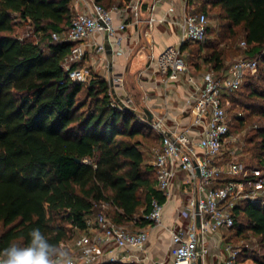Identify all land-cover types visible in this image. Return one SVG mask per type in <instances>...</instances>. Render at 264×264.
Returning <instances> with one entry per match:
<instances>
[{
    "label": "trees",
    "instance_id": "1",
    "mask_svg": "<svg viewBox=\"0 0 264 264\" xmlns=\"http://www.w3.org/2000/svg\"><path fill=\"white\" fill-rule=\"evenodd\" d=\"M129 1L96 0L107 9ZM200 2L196 11L219 9L221 41L209 38L207 13L206 40L185 44L184 50L205 51L204 62L219 72L228 66L227 52L246 41L242 56L259 59L264 79V0ZM73 15L71 0H0V251L27 245L33 228L60 245L86 232L87 220L105 202L116 223L139 216L144 225L153 200H166L143 152L153 154L159 145L153 129L133 111L112 106L106 78L77 82L63 67L74 44L52 34L66 30ZM20 29L30 36L20 38ZM250 76L243 84L248 83L247 97L264 99V89L249 83ZM227 108L235 132L237 124H245V114ZM247 109L264 117L253 103ZM249 143L264 167V127ZM233 212L232 228L242 227L238 220L245 216L248 229L264 241V206L241 202Z\"/></svg>",
    "mask_w": 264,
    "mask_h": 264
},
{
    "label": "built area",
    "instance_id": "2",
    "mask_svg": "<svg viewBox=\"0 0 264 264\" xmlns=\"http://www.w3.org/2000/svg\"><path fill=\"white\" fill-rule=\"evenodd\" d=\"M153 8L147 14L146 21L149 24L164 21V18L153 15ZM115 10L116 7L107 9L94 1L90 11L73 15L66 30L52 34L56 41L74 44L63 61V67L74 81L88 84L92 79L90 70L79 66L84 60L86 46L105 54L106 44L91 39L95 34H106L111 46H121L127 23L115 25ZM130 11L137 23L143 21L140 0L131 4ZM208 25L207 13L193 9L189 11L181 25L180 43L167 48L157 57L159 71L169 74L171 71L186 70L183 46L205 41ZM26 36H30V32L20 38ZM241 46L247 48L246 41H242ZM263 55L264 50L260 56ZM258 67V58L241 56L221 74L208 69L189 95V121L182 126L168 128L163 117H140L142 122L162 136L161 145L154 149L158 188L169 194L173 180L182 171L187 174L186 181L193 184L195 189L187 207L190 218L188 225L172 233L170 264H200L208 253L205 245L207 234L221 228H232L235 225L233 209L237 204L247 202L264 206V171L260 166L249 168L238 159V152L242 148L241 136L231 131L232 120L225 104V96L239 90L246 77L255 74ZM111 104L118 109H129L135 106V101L128 95L121 101L112 96ZM152 205L151 212L145 218L160 224L163 204L154 199ZM197 207L201 217L200 228L197 225ZM102 208L87 220V231L75 235L76 248L67 253L64 264H98L104 252L109 254L110 263H116L126 258L123 255L126 249L145 250L149 240L147 230L137 231L126 224L116 223L106 212L111 208L108 202L103 203ZM200 235L202 249L198 250ZM226 250L228 255L220 264H241L240 249L229 244ZM57 262L61 263V260Z\"/></svg>",
    "mask_w": 264,
    "mask_h": 264
},
{
    "label": "crops",
    "instance_id": "3",
    "mask_svg": "<svg viewBox=\"0 0 264 264\" xmlns=\"http://www.w3.org/2000/svg\"><path fill=\"white\" fill-rule=\"evenodd\" d=\"M94 1L96 2V0L80 2L71 0L73 13L90 11ZM134 1L130 0L124 2L122 6H115L116 10L113 12L115 25L127 23L121 46L117 48L111 46L106 34H95L91 39L106 44L105 54H99L94 48L86 46L84 60L79 66L88 68L91 78L96 76L106 78L115 99L121 101L126 95L132 97L135 106L129 110L136 113L139 118L142 116L149 118L145 111L148 109L153 114L152 118L163 117L168 128L182 126L189 121L190 106L187 103L189 95L209 69L203 59L205 51L191 53L185 49L187 69L176 73L171 71L169 74H162L156 65V60L164 50L180 43L184 16L192 9L197 10L201 2L200 0H140L143 21L137 23L130 11ZM152 8L156 18L165 20L149 24L146 19ZM229 66L223 71H227ZM223 71L218 73L221 74ZM153 132L157 136L159 147L162 136L154 130ZM152 156L154 165L155 154L153 153ZM186 180L187 174L180 171L173 180L169 194L166 195L162 191L166 200L163 203L160 224L149 221L142 225L139 216L124 223L133 230L149 232L145 250L126 249L123 254L126 258L116 263H110L109 254L104 252L98 264H170L172 233L186 227L190 221L187 207L195 189L194 185ZM227 230L230 229L221 228L215 233L207 234L205 245L208 247V253L200 264H220L227 257V245L232 244L228 241ZM61 244L66 253L76 248L74 237L62 241ZM61 264H64L63 260Z\"/></svg>",
    "mask_w": 264,
    "mask_h": 264
},
{
    "label": "rangeland",
    "instance_id": "4",
    "mask_svg": "<svg viewBox=\"0 0 264 264\" xmlns=\"http://www.w3.org/2000/svg\"><path fill=\"white\" fill-rule=\"evenodd\" d=\"M205 11L209 14L210 17V25H211V35H209L211 41L214 43L221 41L220 35V27H222V21L217 18V14L219 9L217 7H210L207 6ZM24 29H20L19 33L23 35ZM240 46L241 48L237 51H229L225 56V63L230 65L234 60L241 57L243 54V48L241 46V41L237 43V47ZM261 69H258L255 74H250L249 83L254 84L255 87L258 89H264V79L262 78ZM248 83L246 82L243 88L239 91L228 94L225 96L226 105L229 106L231 114L236 112H243L245 114V124L236 125V129L234 133L240 134L241 142L240 146H242L241 150L238 152V159L247 167L254 168L258 166L259 157L256 156V152L254 149V145L249 143V141L255 137L256 130L260 127H264V117L258 115L257 113H251L247 106L248 104H255L257 108L260 110H264V99L262 98H249L247 94L249 90L247 89ZM85 95L82 93L81 98ZM143 103V102H142ZM141 138V137H140ZM146 141L145 139H143ZM244 150V151H243ZM243 151V152H242ZM143 152L145 155V160L147 162L152 163L153 156L151 151L147 148H143ZM264 171V167H261ZM102 205L98 207L97 212L102 210ZM112 208L106 209V212H111ZM238 224H242L243 226L240 227L236 225L235 228L227 230V237L230 238L232 244L240 249L239 260L241 264H257V260L264 261V241L262 240L261 236L254 234L251 230L247 227V219L244 217H240L238 220ZM241 228V229H240ZM225 248V245L223 246ZM61 264V263H60Z\"/></svg>",
    "mask_w": 264,
    "mask_h": 264
},
{
    "label": "clouds",
    "instance_id": "5",
    "mask_svg": "<svg viewBox=\"0 0 264 264\" xmlns=\"http://www.w3.org/2000/svg\"><path fill=\"white\" fill-rule=\"evenodd\" d=\"M29 237L25 246L10 244L0 251V264H57L66 257L63 245L50 243L39 228H33Z\"/></svg>",
    "mask_w": 264,
    "mask_h": 264
},
{
    "label": "water",
    "instance_id": "6",
    "mask_svg": "<svg viewBox=\"0 0 264 264\" xmlns=\"http://www.w3.org/2000/svg\"><path fill=\"white\" fill-rule=\"evenodd\" d=\"M145 111H146L147 115L149 116V118H152V116H153L152 112L150 110H148V109H145ZM197 212H198L197 225L200 228V226H201V217H200V214H199V208L198 207H197ZM201 249H202V236L200 235V237H199V244H198V250H201ZM200 263H201V260H200Z\"/></svg>",
    "mask_w": 264,
    "mask_h": 264
}]
</instances>
